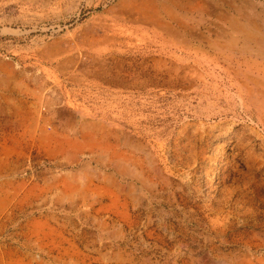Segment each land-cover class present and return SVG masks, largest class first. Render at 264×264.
I'll use <instances>...</instances> for the list:
<instances>
[{
  "label": "rangeland",
  "instance_id": "obj_1",
  "mask_svg": "<svg viewBox=\"0 0 264 264\" xmlns=\"http://www.w3.org/2000/svg\"><path fill=\"white\" fill-rule=\"evenodd\" d=\"M260 232L264 0H0V264H260Z\"/></svg>",
  "mask_w": 264,
  "mask_h": 264
},
{
  "label": "bare ground",
  "instance_id": "obj_2",
  "mask_svg": "<svg viewBox=\"0 0 264 264\" xmlns=\"http://www.w3.org/2000/svg\"><path fill=\"white\" fill-rule=\"evenodd\" d=\"M142 13V12H141ZM144 14H145V12H144ZM141 15H143V13L141 14ZM140 15V16H141ZM147 15H149L147 12H146V16ZM139 16V17H140ZM144 16L145 15H143V16H141V17H143L144 18ZM136 17V16H135ZM134 17V18H135ZM137 18V17H136ZM154 18V19H153ZM153 18H145V19H143L144 21H147L146 23H151V25L152 26H150L151 27V29H152V31L154 32V33H156V35L158 34V30L157 29H155L154 27H156V28H158V29H160V30H163L164 32L166 31L168 34H171V33H174V31H173V28L171 27V26H169L168 25V23L166 24V23H163V21H160V20H156L158 17H153ZM156 18V19H155ZM124 19V18H123ZM129 19V18H128ZM139 19V18H138ZM142 19V18H141ZM136 20V19H135ZM138 21H140V19L138 20ZM144 21L142 22V23H144ZM131 22V21H130ZM185 28V27H184ZM176 29V28H175ZM188 29V28H187ZM159 30V31H160ZM185 30V29H184ZM188 31H189V29H188ZM166 33V34H167ZM167 34V35H168ZM171 35H174V34H171ZM177 35H179V34H177ZM181 36V35H180ZM119 37V36H118ZM167 37H169V35L167 36ZM176 37V36H175ZM102 38H103V36H102ZM101 38V39H102ZM172 39V38H171ZM184 39V38H183ZM103 41H105L106 39L105 38H103L102 39ZM177 40V39H176ZM186 40V39H185ZM180 41H182V40H180ZM184 41V40H183ZM170 43H172V41H170ZM176 43H178V42H175V44ZM182 43V42H181ZM184 43H186L185 41H184ZM213 44V43H212ZM181 45V44H180ZM187 45V44H186ZM189 45V44H188ZM182 46V45H181ZM186 47V46H185ZM178 48H179V46H178ZM180 51H182V50H180ZM192 51H194V50H192ZM196 51V50H195ZM204 55V54H203ZM206 55V54H205ZM205 59H207V57L205 58ZM217 60V59H216ZM205 62V61H204ZM260 233H262L261 235H264V232H260ZM260 263V262H259ZM264 263V261L263 262H261L260 264H263Z\"/></svg>",
  "mask_w": 264,
  "mask_h": 264
}]
</instances>
